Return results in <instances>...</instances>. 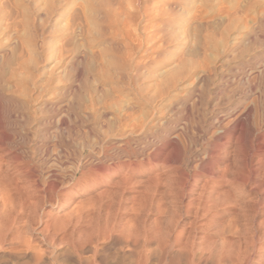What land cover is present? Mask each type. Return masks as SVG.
<instances>
[{
  "label": "bare ground",
  "instance_id": "1",
  "mask_svg": "<svg viewBox=\"0 0 264 264\" xmlns=\"http://www.w3.org/2000/svg\"><path fill=\"white\" fill-rule=\"evenodd\" d=\"M258 19L229 45L211 31L220 51L204 57L214 56L216 66L203 56L188 60L201 71L166 101L144 96L131 62L118 77L127 89L122 100L116 87L100 93L101 78L82 76L78 56L63 58L66 51L47 78L20 94L7 75L25 50L0 49V264H264V16ZM206 44L200 54L214 51ZM169 79L164 85L176 77ZM108 99L117 103L106 106Z\"/></svg>",
  "mask_w": 264,
  "mask_h": 264
},
{
  "label": "rangeland",
  "instance_id": "2",
  "mask_svg": "<svg viewBox=\"0 0 264 264\" xmlns=\"http://www.w3.org/2000/svg\"><path fill=\"white\" fill-rule=\"evenodd\" d=\"M238 6L242 7H239L238 9ZM222 8L225 9L223 10ZM240 8H242L241 11H239ZM0 11V49L8 48L19 50L23 48L25 50L19 68L14 71L11 70L10 77H12V79L7 75L8 84L12 87L16 86L14 90L13 88L11 90H16V92L20 94H26L39 84V82H37L38 78H47V76L52 73L55 60L63 59L66 55H71L72 53L80 59L79 61L76 59L78 62L75 61L79 68L76 65L75 66L77 67L78 72L80 69V74L82 76L86 75L93 79L101 78L100 80H102L101 84L103 87L101 88L100 93L107 89V87L108 89L116 87L115 93H113L118 95H116V97H118L117 100H122L123 97L121 91L123 90V92H126L127 89L124 90V88H122L123 85L118 81V77L122 74L121 72H123L122 69L124 66L131 62L134 65H138V71L140 70V76L138 75V81L140 79V83L138 82L137 88L144 91V96H147L149 101L153 99L157 101H166L171 92L180 93L187 89L191 80H193V74L201 71V67L198 65L193 66L191 65L193 62L189 63L187 61L192 59V61L200 63L206 56H208L207 54H215V51L218 55V52L220 51L219 45L222 46V41L220 42L221 44L218 43L219 47H215V44L213 45L212 43H216L217 41H213L212 39L214 38L218 41L224 38L223 43L229 45L232 41H236L235 39H239L245 33L249 32L251 28L256 26L258 17L261 18L264 16V0H11V3L10 0H0ZM223 11L225 13L227 12L226 15L223 14ZM219 12H222V15L219 14ZM233 12L238 13H236V15L233 14V17L231 16ZM239 12L241 13L240 16ZM228 15H230L231 18H229ZM226 16H228L229 19H227ZM250 22H252V24ZM228 24L229 33L227 30L224 31L227 29ZM207 25H210V27ZM224 26L226 27L225 29ZM244 26L246 28L249 26L248 30L244 29ZM219 27L221 32L223 31L222 34L218 29ZM221 28H223V30ZM205 31L209 32V34L207 33V36L204 35ZM211 31H215L213 32L214 34ZM210 33L211 35H214L213 38L210 36ZM224 33L228 36L224 37ZM218 34L219 39L217 38ZM237 34L240 36L238 35V37ZM233 35H236L237 37L233 38ZM194 40L196 42H194ZM200 43L201 45L197 46ZM205 43H207L206 47H211L214 51L211 49L207 50L210 53L207 52L206 54L201 51V54H203L201 55L200 49L204 50V47L201 46H204ZM59 46H62L61 48H63V46L64 48H69L68 46H70V50H64V48L61 49ZM58 47L61 52L58 51ZM74 48H76V50ZM188 50H190L191 53H188ZM65 51L66 53H69H63ZM193 51H195V54H192ZM196 52L198 55H196ZM185 53L186 55L184 56ZM60 54H62L63 58H61ZM216 54L214 56L217 59L218 56ZM55 55L56 59L54 60ZM202 56L205 57L202 58ZM210 56L212 58V55ZM208 58L211 59L210 57ZM213 58L211 60L205 58L208 61H211L210 66H212V68L216 66L214 62L216 59L213 61ZM177 61L181 62V66H178ZM29 67L32 68L30 69ZM52 67L53 69H49ZM167 68H170L169 70L172 68L173 72L175 71V75H173V72L171 73ZM197 69L199 71H197ZM85 70L88 71L84 73ZM21 73H23V75ZM48 73L49 75H47ZM24 74H27V79ZM18 75L19 77H17ZM21 76H24L25 78ZM189 76L190 78L188 79ZM108 77L111 82L109 79H107L109 81L106 80ZM156 77L160 80H157ZM171 77H176V79H173L175 81H172L175 85H173L172 82L171 84L168 83V85H164V80L166 81V78L172 79ZM104 79L105 82H103ZM169 80L167 82H170ZM27 81L29 83H27ZM146 84H150L147 86L148 88L146 87ZM151 84L158 87L153 88ZM94 85L95 83L93 82V85L90 86ZM142 86L144 88H141ZM161 86H165V88L162 89ZM19 88L22 91L24 90V92L20 91ZM177 88L180 89L178 90ZM152 89H155L156 92ZM109 93L110 91L108 90V95ZM164 93H166L165 96ZM106 94L107 93H105V95ZM150 94L151 96H149ZM163 101H159V103H164ZM108 102L105 103L106 106H109L113 102L117 103L116 100L110 102L109 99ZM120 102H118V106H120ZM93 104H95L96 107V100L93 101ZM117 105H112L114 107L112 109L116 110L118 108ZM143 111L145 112V109H143Z\"/></svg>",
  "mask_w": 264,
  "mask_h": 264
}]
</instances>
